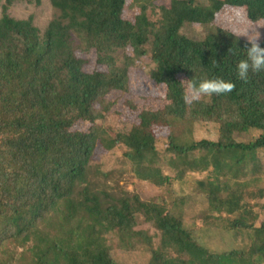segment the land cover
<instances>
[{"label":"trees","instance_id":"16d2710c","mask_svg":"<svg viewBox=\"0 0 264 264\" xmlns=\"http://www.w3.org/2000/svg\"><path fill=\"white\" fill-rule=\"evenodd\" d=\"M50 1L60 14L44 34L33 17L17 19L7 4L0 10L4 263L17 259L9 243H30L18 264H122L112 258L105 234L116 231L132 246L141 223L152 225L160 239L158 248L151 249V264L263 263L264 169L258 151L264 150V71L250 72L247 82L237 78L236 65L246 58L245 38L233 33H238V14L250 28L264 21V0H172L170 6H160L161 18L155 22L149 14L153 0ZM133 5L140 10L129 15ZM196 25L207 32L188 34ZM258 30L264 47V28ZM92 50L98 69L90 72L79 53ZM145 58L149 77L165 85V102L138 112V121L128 127L110 95L129 92L130 70ZM193 77H220L236 87L186 104V86L180 81ZM125 103L137 109L132 99ZM200 123L217 124L219 140L190 143L178 131L182 125L193 133ZM154 127L170 130L163 152ZM251 131L257 137L237 140V134ZM106 136L138 177L155 186L171 180L162 161L179 177L209 172L198 181L210 206L203 225L221 227L226 213L232 216L230 235L239 243L224 252L212 251L187 228L182 210L143 201L126 189L119 194L103 189L99 182L108 171L91 163ZM6 228L10 240L3 237Z\"/></svg>","mask_w":264,"mask_h":264},{"label":"rangeland","instance_id":"374dc122","mask_svg":"<svg viewBox=\"0 0 264 264\" xmlns=\"http://www.w3.org/2000/svg\"><path fill=\"white\" fill-rule=\"evenodd\" d=\"M171 2L172 0H153L152 7L150 5L149 10L151 20L155 22L160 19V8L162 6H170ZM2 4L9 5L10 14L17 19L33 17V22L40 29L41 34L45 33L49 22L60 14L59 10L55 9L49 0H43L41 4H35L30 0H0V10ZM152 8L154 12H152ZM127 10V13L132 15L131 13L137 12L140 9L138 5H133ZM195 27L194 32L191 33L188 31V34L197 37V35L207 32L201 25H196ZM248 29L250 27L246 25L242 14H238L236 18V32H244ZM79 56L87 60L84 68L88 71L91 72L98 69L96 63L97 56L94 50L79 53ZM148 61L149 59L145 58L138 67L130 70V89L128 93L122 94L119 91H114L110 95L111 99L117 102L114 107L117 109L116 112L119 114L120 120L123 121L122 124H128V127H130V124H135L138 121V112H141L147 107L159 108L165 102V85L157 84L149 77L147 74L148 69L145 67ZM127 99H132L136 104V110L131 109L125 103ZM105 106L106 103L100 107V116L103 115ZM154 131L157 144L163 152L169 145L170 130L167 127H154ZM178 131L190 143L201 139L218 141L220 138L219 126L214 123H200L195 127L193 133H188L186 126L180 125ZM257 135L258 132L251 131L246 135L237 134L236 138L240 142H248L257 137ZM112 143L109 136L104 137L91 163L92 166L98 165L99 169L103 172L108 171L105 177L106 180L101 179L99 182L103 189L107 191L114 190L118 194L122 189H126L132 194H137L143 201L164 204L168 210H182L187 228L200 237L204 244L212 251L224 252L232 249L235 244L239 243L230 235L229 227L232 216L223 213L220 219L221 227H217L216 225L207 227L203 225L202 221L205 218L206 210H210V206L207 202L206 194L198 188V181L205 179L209 175V172L190 171L182 177H179L175 171L167 166L166 162L162 161L163 171L170 176L171 180L164 186L158 187L152 182L141 180L132 169L131 164L121 156L120 150ZM258 158L264 169V150L258 151ZM249 177L247 176V178ZM261 177L264 178V171ZM228 180H230V184L233 183L230 177H228ZM262 184L264 186V183ZM261 192L257 191L259 196ZM259 196L256 197L260 198ZM208 213L216 216L219 215L216 212L208 211ZM142 216L140 214L138 219L143 220ZM136 231L138 236L133 240L132 246L125 245L116 231L105 234L104 238L108 242L112 258L115 261L122 264H151V261L153 262L154 250L151 249H157L160 242L157 230L152 225L141 223L136 226ZM10 235V229L6 228L3 232V237L10 240ZM148 237L151 239V242H148ZM29 244L27 243L26 247H24L9 243L8 246L12 254L17 256L18 259L21 254L28 255L27 248ZM4 258H7V256L0 254L1 264H5ZM17 259H12V263L18 264L19 261ZM261 264H264V262Z\"/></svg>","mask_w":264,"mask_h":264},{"label":"clouds","instance_id":"9594fccd","mask_svg":"<svg viewBox=\"0 0 264 264\" xmlns=\"http://www.w3.org/2000/svg\"><path fill=\"white\" fill-rule=\"evenodd\" d=\"M261 28H264V21L254 23L250 29L244 32L233 33L238 37L245 38L243 47L246 58L239 60L236 65V76L241 81L247 82L250 72L259 73L264 71V47L261 46L262 34L258 30ZM180 83L186 86L184 96L186 104H192L213 95L231 93L236 87L233 82L220 77L200 79L193 77L191 79H181Z\"/></svg>","mask_w":264,"mask_h":264}]
</instances>
